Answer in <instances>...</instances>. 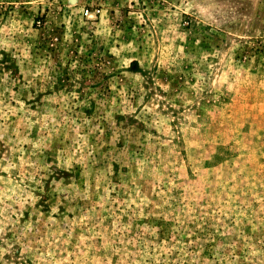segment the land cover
Returning <instances> with one entry per match:
<instances>
[{"label": "rangeland", "instance_id": "obj_1", "mask_svg": "<svg viewBox=\"0 0 264 264\" xmlns=\"http://www.w3.org/2000/svg\"><path fill=\"white\" fill-rule=\"evenodd\" d=\"M0 264H264V0H0Z\"/></svg>", "mask_w": 264, "mask_h": 264}, {"label": "built area", "instance_id": "obj_2", "mask_svg": "<svg viewBox=\"0 0 264 264\" xmlns=\"http://www.w3.org/2000/svg\"><path fill=\"white\" fill-rule=\"evenodd\" d=\"M88 14H89V12L87 11V12H86V15H88Z\"/></svg>", "mask_w": 264, "mask_h": 264}]
</instances>
